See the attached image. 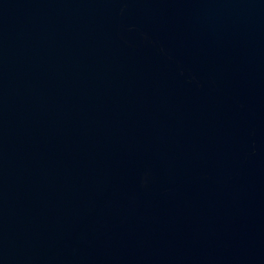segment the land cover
<instances>
[{
  "label": "water",
  "instance_id": "95a60500",
  "mask_svg": "<svg viewBox=\"0 0 264 264\" xmlns=\"http://www.w3.org/2000/svg\"><path fill=\"white\" fill-rule=\"evenodd\" d=\"M0 264H264V0H0Z\"/></svg>",
  "mask_w": 264,
  "mask_h": 264
}]
</instances>
